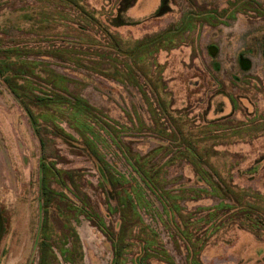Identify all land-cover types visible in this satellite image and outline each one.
I'll return each instance as SVG.
<instances>
[{"label": "rangeland", "instance_id": "374dc122", "mask_svg": "<svg viewBox=\"0 0 264 264\" xmlns=\"http://www.w3.org/2000/svg\"><path fill=\"white\" fill-rule=\"evenodd\" d=\"M137 1L0 0V264H264V0Z\"/></svg>", "mask_w": 264, "mask_h": 264}, {"label": "trees", "instance_id": "16d2710c", "mask_svg": "<svg viewBox=\"0 0 264 264\" xmlns=\"http://www.w3.org/2000/svg\"><path fill=\"white\" fill-rule=\"evenodd\" d=\"M136 2H137V0H135V2L133 4H135ZM130 5H131L130 3L126 2L125 6H124L125 10L130 8ZM166 5H167V0H163L161 7L159 8V10L157 12L158 15L166 13V8H167ZM123 24H125V23L121 21V23H119L117 26H120ZM0 81L7 87V89L14 95V97L20 103V105L22 106V108L24 109L26 114L28 115L32 129L37 134L41 144H43V140L41 139V137L39 135V131H38V127H37V120L33 116L32 111L29 109L30 104L27 103V102H31V104L33 105V102L35 101L34 99H36V98L34 97V99L33 98L27 99L28 98L27 93L23 92L22 85H20V83L17 82V79L15 76L11 75L10 67H8L5 63H3V64L0 63ZM83 109L87 110V111L89 110V108L87 106H85V108H83ZM40 170H41V173L43 174L42 179L40 181V183H41V200L44 202L47 199L49 202L51 199L55 198V193L51 189V184L48 183L47 180H46V182L48 185H50V188L48 189L46 187V182L44 180V178H45V175H44L45 174V166H44V163L42 162V160L40 161ZM99 171H100V174H103V176H104L102 169H99ZM254 173H256V172H254ZM43 208H44V206L42 203L40 209L42 212H46L43 210ZM42 227H43V225L41 227H39V231H38V235H37V243L35 246V249L38 251V264H57L56 263L57 259L55 257L56 255H55V253H53L54 245H52V243L49 245L46 243V241H49V238L42 234V232H41ZM3 233H4V223H3L2 213L0 210V241H1ZM40 235H42V237H40ZM113 249H114V264H118L119 260L121 259V253H120V249L118 247V244L115 241H113Z\"/></svg>", "mask_w": 264, "mask_h": 264}, {"label": "water", "instance_id": "95a60500", "mask_svg": "<svg viewBox=\"0 0 264 264\" xmlns=\"http://www.w3.org/2000/svg\"><path fill=\"white\" fill-rule=\"evenodd\" d=\"M216 52H217V49L215 47H211L209 49L210 56L213 58L216 56ZM240 66L243 71H248L251 68V63L247 59H241Z\"/></svg>", "mask_w": 264, "mask_h": 264}, {"label": "crops", "instance_id": "0c3cea01", "mask_svg": "<svg viewBox=\"0 0 264 264\" xmlns=\"http://www.w3.org/2000/svg\"><path fill=\"white\" fill-rule=\"evenodd\" d=\"M161 2H162L161 0H157V2H156L157 4H156L155 7H158V9H159L160 8V5H161ZM137 3H138V1H137Z\"/></svg>", "mask_w": 264, "mask_h": 264}]
</instances>
